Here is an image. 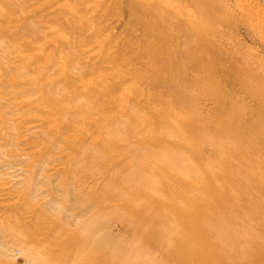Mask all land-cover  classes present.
I'll return each mask as SVG.
<instances>
[{
  "label": "rangeland",
  "instance_id": "374dc122",
  "mask_svg": "<svg viewBox=\"0 0 264 264\" xmlns=\"http://www.w3.org/2000/svg\"><path fill=\"white\" fill-rule=\"evenodd\" d=\"M93 1L0 0V264H264V14Z\"/></svg>",
  "mask_w": 264,
  "mask_h": 264
},
{
  "label": "bare ground",
  "instance_id": "6f19581e",
  "mask_svg": "<svg viewBox=\"0 0 264 264\" xmlns=\"http://www.w3.org/2000/svg\"><path fill=\"white\" fill-rule=\"evenodd\" d=\"M92 1H93V0H92ZM98 1H99V0H98ZM150 1H151V0H150ZM165 1H166V0H165ZM178 1H179V0H167L166 3H165V5H166L167 7H170L171 11H172L174 8L176 9V7H183L185 3L183 4V1H182V2L180 1V5H179V2H178ZM207 1L209 2L210 0H207ZM260 1H261V0H260ZM262 1H263V0H262ZM77 2H78V1H77ZM86 2H87V1H86ZM86 2H85V3H86ZM93 2H94V1H93ZM99 2H100V1H99ZM139 2H140V0H139ZM144 2H148V3H149V1H147V0H146V1L144 0ZM162 2H163V1H162ZM234 2H236L235 5H236L237 9H239L240 12L243 14V16H244L243 19H246L245 17H247V18H249V19H253V20L256 19V20H257L258 18L260 19V16L264 14V7H263V8H260L261 6H264L263 2L261 3V4H263V5H261V6H259V5H260L259 3L257 4L259 7H258L257 5H255V3H256L255 0H235ZM82 3H83V2H82ZM90 3H92V2L90 1ZM140 3H141V2H140ZM150 3H151V2H150ZM181 3H182V4H181ZM211 3H212V4H213V3H217V4H219L221 7H222L223 5L226 6V4H222V2H220V1H219V2L214 1V2H211ZM92 4H93V3H92ZM136 4H137V3H136ZM158 4H159V3H158ZM139 5H140V4H139ZM147 5H148V4H147ZM153 5H154V4L151 3V6H152V7H154ZM165 5H164V7H166ZM87 6H88V4H87ZM142 6H143V5H141V7H142ZM88 7H89V6H88ZM88 7H87V8H88ZM143 7H144V6H143ZM143 7H142V8H143ZM155 7H159V9H160V6H155ZM155 7H154V8H151V10L154 9L153 11H157V8H155ZM185 8H187V7H185ZM204 8H206V5H205V4H203V3H197V4H196V10H195V13H192V12H191L190 14H189L188 10H185V9L183 8L185 11H187V13L184 11V13L187 14V17H186V20H187V21L185 20L186 23H187V22H188V23H191L192 26H194V27L197 26L199 29H201V28H202V22H201L202 20H201V19H203L204 15H205V14L203 13V9H204ZM227 8H228V7H227ZM139 9H140V8H139ZM139 9H138V10H139ZM155 9H156V10H155ZM161 9H162V7H161ZM165 9H166V8H165ZM183 9H182V10H183ZM222 9H223V8H222ZM86 10H87V9H86ZM94 10H95V9H94ZM94 10H93V11H94ZM176 10H177V9H176ZM178 10H180V9H178ZM70 11H71V10H70ZM153 11H152V12H153ZM158 11H159V10H158ZM162 11H163V10H162ZM162 11H161V12H162ZM173 11H174V10H173ZM189 11H190V10H189ZM233 11H234V10H233ZM91 12H92V11H91ZM161 12H159V13H161ZM164 12H165V11H164ZM147 13H148V12H147ZM154 13H155V12H154ZM159 13H156V14H157V17H158V14H159ZM177 13L180 14L179 12H177ZM177 13H176V16H177ZM238 13H239V11H238ZM161 14L163 15L164 13L162 12ZM161 14H160L161 17H160V16H159V17L163 20L162 17L165 18L166 15H165V16H162ZM168 14H169V13H168ZM152 15H154V14L152 13ZM169 15H170V14H169ZM180 15H181V14H180ZM180 15H179V16H180ZM236 15H237V14H236ZM148 16H149V15H148ZM155 16H156V15H154L153 17H155ZM185 16H186V15H185ZM219 16H220V15H219ZM237 16H239V14H238ZM263 16H264V15H263ZM263 16H262V17H263ZM153 17H152V18H153ZM174 17H175V16H174ZM177 17H178V16H177ZM183 17H184V16H183ZM262 17H261V18H262ZM179 18H180V17H179ZM179 18H178V19L175 18V20L178 21ZM154 19H155V18H154ZM154 19H152V20H154ZM183 19H184V18H183ZM262 19H263V18H262ZM262 19H261V21L264 22V19H263V20H262ZM152 20H151V21H152ZM169 20L171 21L172 19L170 18ZM175 20H174V21H175ZM204 20H205V19H204ZM233 20H234V19H233ZM158 21H159V19H158ZM158 21H156V22H155V21H152L151 23L153 24V22H155V23H156V26H158V25H157ZM241 21H242V19H241ZM246 21L249 22V20H246ZM254 21H255V20H254ZM257 21H258V20H257ZM247 22H246V23H247ZM250 22L252 23V25H254L253 23H255V22H253L252 20H250ZM258 22L260 23V21H258ZM158 24H159V23H158ZM248 24H249V23H248ZM255 24H256V23H255ZM154 25H155V24H154ZM154 25H153V26H154ZM186 25H187V24H185V25L183 24V26H185V27H186ZM249 25H250V24H249ZM249 25H248V26H249ZM148 26H149V25H148ZM156 26H155V27H156ZM185 27H184V28H185ZM188 27H189V26H188ZM205 27H206V26H205ZM249 27H250V29H251V27H252V30L254 29L253 26H251V25H250ZM255 28H256V27H255ZM257 28H259V29L261 30L262 28H264V24H259V25H258V23H257ZM187 29H188V28H187ZM154 30H155V29H154ZM254 30H255V29H254ZM257 30H258V29H257ZM257 30H256V31H257ZM250 31H251V30H250ZM262 31H264V30L262 29L260 32H262ZM185 32H186V31H185ZM258 32H259V31H258ZM258 32H257V33H258ZM199 33H200V32L195 31V32H194V35L200 37L203 41H207L208 44H212V42H211L210 40L205 39V38H204L203 36H201ZM254 34H255V33H254ZM258 34H260V33H258ZM262 35H263V34H260V37H262ZM205 37H206V36H205ZM260 37H259V42H261V41H260ZM253 38H254V37H253ZM195 39H196V38H195ZM256 39H257V38H256ZM262 39H263V38H262ZM257 41H258V40H257ZM19 45H22V44H19ZM212 45H213V44H212ZM260 45H261V44H260ZM261 46H262V45H261ZM17 48H18V47H17ZM19 54H20V53H19ZM26 55H28V54H26ZM35 55H37V54L35 53ZM28 56H29V55H28ZM31 56H33V55L31 54ZM25 62H26V61H25ZM42 65H43V64H42ZM54 65H57V66H54ZM54 65H53V67H52L53 69H54L55 67H58V65H60V64H59V62H57V64H54ZM37 66H39V65H37ZM37 66H36V67H37ZM34 68H35V67H34ZM52 68H51V70H52ZM31 70H32V67H31ZM61 70H62V69H61ZM63 70H64V69H63ZM114 70H115V69H114ZM119 72H120V71H119ZM4 73H5V72H4ZM60 73H62V72L59 71L58 76H60ZM101 75H102V74H101ZM106 75H107V74H106ZM108 75H109V74H108ZM4 76H5V74H4ZM47 76H48V75H47ZM58 76H57V77H58ZM53 77H54V76H53ZM98 77H99V76H98ZM111 77H112V75H111ZM10 79H11V78H10ZM103 79H104V78H103ZM4 80H5V79H4ZM11 80H12V79H11ZM7 81H9V78H8ZM97 81H98V80H97ZM10 82H11V81H9V83H10ZM15 82H17V81H15ZM95 82H96V81H95ZM7 83H8V82H7ZM7 83H6V84H7ZM93 83H94V81H93ZM89 84L91 85V83H89ZM10 85H12V84L10 83ZM90 85H89V86H90ZM0 88H1V87H0ZM9 88H11V87H9ZM58 88H59V87H58ZM11 89H12V88H11ZM72 89H73V88H72ZM56 90H57V89H56ZM261 90H262V98H261V99H262L263 106H264V81L262 82V88H261ZM0 91H2V89H1ZM61 91H62V90H61ZM71 91H72V90H71ZM2 92H4V91H2ZM56 92H57V91H56ZM61 93H62V92H61ZM1 95H3V94H1ZM59 95H60V94H59ZM6 96H8V94H7ZM6 96H5V97L2 96V97L6 98ZM8 97H9V96H8ZM57 97H58V96H57ZM0 98H1V97H0ZM59 98H60V96H59ZM22 99H23V98H22ZM1 100H2V99H1ZM1 100H0V102L3 101V100H2V101H1ZM10 101H11V100H10ZM14 101H15V100H13L12 102H14ZM16 101H18V100H16ZM19 101H21V100L19 99ZM5 102H6V103H10V102H7V101H5ZM34 104H35V103H34ZM51 106H53V104H52ZM124 106H125V105H124ZM26 107H27V106H26ZM40 107H41V106H40ZM42 107H43V106H42ZM4 108H5V107H4ZM14 108H16V107H14ZM86 108H87V106H86ZM8 109H9V108H8ZM26 109H27V108H26ZM50 109H51V108H50ZM55 109H56V108H55ZM10 110H11V109H10ZM12 110H14V109H12ZM85 110H87V109H85ZM17 112H18V111H17ZM22 112H23V110H22ZM46 112H47V111H46ZM46 112H45V113H46ZM59 112H60V110H59ZM34 113H35V112H34ZM36 113H37V112H36ZM45 113L42 114V115H44V116L47 115V114H45ZM53 113H54V112H53ZM18 114H19V113H18ZM20 114H21V113H20ZM50 114H51V113H50ZM84 114H85V113H84ZM84 114H83V115H84ZM88 114H89V111H88ZM21 115H22V114H21ZM37 115H38V113H37ZM39 115H40V114H39ZM75 115H76V114H75ZM90 115H91V114H90ZM12 116H13V114H12ZM17 116H18V115H17ZM23 116H24V115H23ZM44 116H42V117H44ZM72 116H73V115H72ZM84 116H86V114H85ZM49 117H50V116H49ZM51 117H52V116H51ZM51 117H50V118H51ZM77 117H78V116H77ZM13 118H14V117H13ZM55 118H56V117H55ZM55 118L52 117V119H54V120H55ZM76 119H77V118H76ZM47 120H48V118H47ZM50 120H51V119H50ZM10 122H12V124H15V121H14V123H13V121H10ZM10 122H8V123H10ZM17 122H18V121H17ZM58 123H59V122H58ZM26 125H27V124H26ZM26 125H25V126H26ZM30 125H31V124H30ZM28 126H29V125H28ZM47 127H48V126H47ZM12 128H13V127H12ZM13 129H15V128H13ZM35 130H36V128H35ZM39 130L41 131L40 128H39ZM39 130H38V131H39ZM106 130H107V129H106ZM31 131H33V129H31ZM66 131H67V129H66ZM2 132L4 133V131H2ZM35 132H36V131H35ZM64 132H65V131H64ZM30 133H31V132H30ZM66 133H67V132H66ZM72 133H73V131H72ZM263 133H264V126H263ZM1 134H2V133H1ZM1 134H0V135H1ZM30 135H31V134H30ZM38 135H39V134H38ZM40 135H41V134H40ZM67 136H68V135H67ZM67 136H66V138H67ZM63 137H65V136L63 135ZM58 138H59V137H58ZM60 138H61V135H60ZM61 139H62V138H61ZM69 139H71V138L69 137ZM75 139H76V138H75ZM1 140H3V139H1ZM1 140H0V141H1ZM72 140H73V139H72ZM57 141H58V140H57ZM58 142H59V141H58ZM58 142H57V143L55 142V144L60 145V143L58 144ZM60 142H62V141H60ZM98 142H99V141H98ZM98 142H97V143H98ZM63 143H64V142H63ZM99 143H100V142H99ZM65 144H66V143H65ZM65 144H64V145H65ZM62 145H63V144H62ZM68 145H70V144H68ZM68 145H67V146H68ZM53 146H54V145H53ZM60 146H61V145H60ZM84 147H85V146H84ZM84 147H83V148H84ZM54 148H55V147H54ZM83 148H81V149H83ZM56 149H57V147H56ZM52 150H53V147H52ZM60 150H61V148H60ZM60 150H57V151H60ZM62 150H63V149H62ZM30 151H31V150H30ZM34 151H35V150H34ZM82 151H83V150H82ZM92 151H93V150H92ZM32 152H33V151H32ZM54 152H56V151H54ZM17 153H18V152H17ZM25 153H27V152H25ZM81 153H83V152H81ZM33 154H34V153H33ZM49 155H50V154H49ZM54 155H55V154H54ZM54 155H53V157H54ZM263 155H264V151H263ZM50 156H51V155H50ZM50 156H49V157H50ZM49 157H48V158H49ZM45 159H46V158H45ZM42 161H44V160L42 159ZM23 164H24V163H23ZM5 165H7V164H5ZM21 165H22V164H21ZM263 166H264V164H263ZM17 168L19 169V167H17ZM25 168H26V167H25ZM102 168H103V167H102ZM75 173H76V172H75ZM24 174H25V173H24ZM70 174H71V173H70ZM15 175H16V174H15ZM71 175H72V174H71ZM76 175H77V174H76ZM3 178H4V177H3ZM3 178H2V179H3ZM17 179H18V178H17ZM2 181H3V180H2ZM261 181H262L263 191H264V174L262 175V179H261ZM11 183H12V182H11ZM11 183H9V186L11 185ZM3 185H4V184H3ZM23 185H24V184H23ZM2 187H3V186H2ZM2 187H0V188H2ZM5 187H6V184H5ZM30 187H31V186H30ZM91 187H92V186H91ZM94 187H95V186H94ZM3 188H4V187H3ZM23 188H24V187H23ZM86 189H87V188H86ZM89 189H91V188H89ZM89 189H88V190H89ZM11 190H12V189H11ZM21 190H22V189H21ZM8 191H9V190H8ZM8 191H7V193L10 192V191H9V192H8ZM90 191H91V190H89L88 193H89ZM5 192H6V191H4V193H5ZM80 192H81V191H80ZM11 193H13V192H11ZM91 193H92V192H91ZM0 194H1V193H0ZM79 194H80V193H79ZM85 194H86V193H85ZM85 194H84V196H85ZM13 195H15V194H13ZM80 195H81V194H80ZM82 195H83V194H82ZM82 195H81V196H82ZM87 195H88V194H86V196H87ZM15 196H17V195H15ZM78 196H79V195H78ZM89 196H90V195H89ZM17 197H18V196H17ZM82 197H83V196H82ZM2 198H3V197H2ZM2 198H1V199H2ZM5 198H6V197H5ZM80 198H81V197H80ZM3 199H4V198H3ZM31 199H32V198H31ZM43 199H44V198H43ZM46 200H47V199H46ZM8 201H9V200H8ZM8 201H7V202H8ZM12 201H13V200H12ZM14 202H15V201H13V203H14ZM38 202H39V201H38ZM9 204H10V203H9ZM0 205H1V203H0ZM33 205H34V204H33ZM33 208H35V207H33ZM33 208H32V210H33ZM30 209H31V208H30ZM25 211H26V210H25ZM37 211H38V210H37ZM19 212H21V211H19ZM27 212H28V211H27ZM37 213H38V212H37ZM37 213H35V214L37 215ZM22 214H23V217H25V214H24V213H21V215H19V216L22 217ZM13 216L15 217L14 214H13ZM19 216H18V217H19ZM29 216H31V214H30ZM26 217H27V216H26ZM36 217H38V216H36ZM15 218H16V217H15ZM34 218H35V216H34ZM7 219H8V217H7ZM9 219H10V218H9ZM30 219H31V218H30ZM47 219H48V218H47ZM26 220H27V219H26ZM12 221H13V220H12ZM7 222L10 224L9 221H7ZM41 222H42V221H41ZM45 222H46V221H45ZM45 222H44V223H45ZM50 223H51V222H50ZM52 223H53V222H52ZM11 224H13V223H11ZM15 224H16V223H15ZM21 225H22V224H21ZM13 226H14V225H13ZM29 226H30V225H29ZM49 226H51V225H49ZM18 227H19V225H18ZM32 230H33V229H32ZM32 230H30V231H32ZM34 230H36V229H34ZM34 230H33V231H34ZM23 231H25V230H23ZM53 231H54V230H53ZM38 232H39V231H38ZM38 232H37V233H38ZM62 232H63V231H62ZM63 236H64V235H63ZM63 236H61V238H62ZM34 237H35V236H34ZM38 237H39V235H38V236L36 235V238H38ZM64 237H65V236H64ZM64 237H63V238H64ZM69 237H70V236H69ZM69 237H67V238L64 240V242L67 241V240L69 239ZM32 238H33V237H32ZM59 238H60V236H59ZM61 238H60V239H61ZM34 239H35V238H34ZM53 240H54V239H53ZM57 240L59 241V239H57ZM70 240H71V237H70ZM68 242H69V241H68ZM83 242H84V241H83ZM32 247H33V246H31V248H32ZM72 248H73V246H72ZM80 248H81V247H80ZM82 248H83V246H82ZM34 249H35V248H34ZM37 249H38V247H37ZM53 249H54V248H53ZM38 250H39V249H38ZM38 250L36 251L37 253H38ZM78 250H79V248H78ZM40 251H41V250H40ZM44 251H45V249H44ZM33 252H34V251H33ZM34 253H35V252H34ZM21 254H22V253H21ZM35 254H36V253H35ZM43 258H44V257H43ZM46 258H47V257H46ZM34 260H35V259H34ZM45 260H46V259H45Z\"/></svg>",
  "mask_w": 264,
  "mask_h": 264
}]
</instances>
